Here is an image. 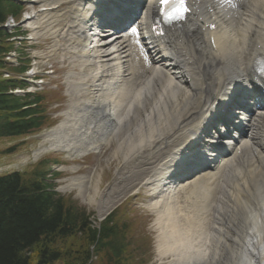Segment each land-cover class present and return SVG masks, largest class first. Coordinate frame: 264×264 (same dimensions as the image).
Masks as SVG:
<instances>
[{
    "label": "bare ground",
    "instance_id": "6f19581e",
    "mask_svg": "<svg viewBox=\"0 0 264 264\" xmlns=\"http://www.w3.org/2000/svg\"><path fill=\"white\" fill-rule=\"evenodd\" d=\"M38 1L42 3L41 10L45 12L49 8H56L58 3L65 0ZM75 2L72 6L83 5V3L77 5ZM214 3V9H203L200 16L205 20L217 21L218 27L215 30L197 27L195 30L207 57L206 60L202 59L201 63L204 68L221 66V64L229 65L235 73H238L242 65L237 64L236 60L244 56L247 61L262 38L260 35L264 32V0H214ZM209 5L212 6V3ZM45 17L47 15L43 18ZM87 30L85 26L80 27L79 36L70 37L75 43L69 45L67 39V45H62L66 54L75 53V56L71 57L74 61L70 62L80 68L79 72L70 73L67 78L71 92L78 95V99L70 98L68 108L64 111L65 118L57 126L38 136L40 141L32 149L33 156L37 157L50 150H64L70 154L69 156L78 155L97 150L103 143L107 145L114 141L115 148L112 151L114 157L125 154L127 150L140 151L142 148L152 147L164 136L170 135L166 141L171 142L173 133L171 131L164 133V126L157 123L156 119L165 112L179 117L180 111L182 112L180 106L184 103L188 106L193 101L191 88L188 86L180 88V84L175 82L168 69L165 71L172 77V81L162 80L164 71L159 68L145 81L146 84L143 86L146 87L139 89L141 93L138 89L134 91L142 94L143 101L145 100L143 96L150 97L151 102L146 112L144 110L143 113V102L135 104L137 107H134V110L138 111V115L135 111L132 114L123 113L124 110L120 112V105L130 98L128 94L120 98L119 79H115V75L119 74L120 54L119 52L115 54L118 50L110 46L106 37L96 43L97 47L94 50L89 46L81 50L82 44H88ZM172 30L169 29L168 34H171ZM52 34L57 36L55 30ZM79 39L83 40L81 44H78ZM83 53L88 54L86 61L78 58ZM220 53L222 55L219 58ZM150 55L154 57L156 63L161 62L159 57ZM209 56H214L216 60H209ZM87 61L91 62L89 67L85 64ZM168 103L171 106L175 105L176 108L168 107ZM261 123L264 124V116L258 123V129ZM184 129L185 126L181 125L175 130ZM258 137H262L260 132L254 135L255 139ZM256 142L260 144L259 139ZM207 146L208 144H205L204 149H207ZM171 150L172 147L167 148V155L160 160L167 158ZM247 163L251 164L250 161ZM147 164L152 162L143 163L140 167ZM169 165L173 164L169 163ZM247 178L244 174H237L229 183L231 191L228 195L223 194L215 205L212 224L208 223L209 210H207L201 221L202 225L194 227L197 230L190 235H186L185 229L177 222L170 225L173 230L167 229L170 220L168 218L163 220L161 218L163 212L157 209L159 214L157 222L160 224L162 221L163 238L158 243L156 252L159 256L167 254L171 256L170 261L165 264H264V190L260 191L252 202L249 195L250 188L245 185V189L243 186ZM161 179L165 180L153 184L152 190L154 192L159 190L162 196L166 194L168 196L175 187L171 185V179L166 177ZM97 182L98 180L91 183L82 177L68 176L64 179L65 184L61 188H76L77 194L81 196L82 189H86L87 183H90L93 193L86 194L87 198L92 200ZM256 182L264 189V178L262 182L259 180ZM203 187L207 190H215L212 181ZM203 193L206 195V192ZM160 203L163 202L157 199L153 205L156 208ZM253 203L257 206L255 207ZM165 205L168 206L167 203Z\"/></svg>",
    "mask_w": 264,
    "mask_h": 264
},
{
    "label": "trees",
    "instance_id": "16d2710c",
    "mask_svg": "<svg viewBox=\"0 0 264 264\" xmlns=\"http://www.w3.org/2000/svg\"><path fill=\"white\" fill-rule=\"evenodd\" d=\"M3 3L0 0V8ZM7 107H12L11 101L0 96V110ZM36 126L34 120L8 123L0 115V135ZM43 174L41 163L25 178L19 173L0 176V264H95L92 257L105 249L113 228H92L82 210L47 190ZM112 256L118 255H108V262L98 256V262L113 264ZM120 264L137 262L132 257Z\"/></svg>",
    "mask_w": 264,
    "mask_h": 264
},
{
    "label": "rangeland",
    "instance_id": "374dc122",
    "mask_svg": "<svg viewBox=\"0 0 264 264\" xmlns=\"http://www.w3.org/2000/svg\"><path fill=\"white\" fill-rule=\"evenodd\" d=\"M63 76V72L59 74V77ZM67 103V102H66ZM66 105V104H65ZM64 106H62L61 109H63ZM49 107V113L53 116H56V111L53 113L50 111ZM60 112V111H59ZM37 139L33 136L26 137L25 136H7V137H1L0 138V174L11 171L14 169L24 168L28 164H31L32 162L36 161L30 158V151L36 146ZM115 148V144L111 143V145H107L106 149L107 152L104 154V156L100 157L97 156L96 159H93V164L95 167V170L91 173L93 176L97 175L102 169L104 170L103 174V180L102 184L100 186V196L103 194L102 202L104 204L103 208L98 211V216H102L106 214L112 207L115 206V204L112 202L109 195L112 193V195H116L118 192L120 194L115 196V200L118 199V201L124 199V194L128 192L129 187L126 189H122L120 183H115L113 186H111V193L107 194V190L104 191L106 187H103L104 182L108 179H113L115 177V171L114 167L116 164L121 160V156L119 157H111V152ZM10 150V151H7ZM28 157V160H27ZM110 158V159H109ZM80 164V162H76L75 165ZM55 169H57V166H54ZM32 171V167L30 166L28 169V172L30 173ZM86 171L80 172V174H88ZM120 171V175H121ZM62 176H64L62 174ZM62 178V177H60ZM60 178L55 179L58 181ZM58 183V186H60V183ZM118 186H120V191ZM198 188H188L185 192H179L177 197L174 198L171 202H169L168 206H162L160 208V212L162 211L163 214H161V218L164 220V218H168L169 224H172L173 222H177L181 227L185 229L186 235H190L194 231L197 230V228H194L198 225H202V219H203V212L201 211V206L198 204L199 196L193 193L192 191H197ZM104 191V192H103ZM107 194V195H106ZM148 192H144V200L149 203L155 198H151L146 196ZM107 196L108 199L105 200V197ZM84 202V201H83ZM82 202V203H83ZM132 204L135 205V203L132 202ZM88 208L93 209L96 206L94 204H87ZM136 206V205H135ZM130 207V206H129ZM139 219V225H138V231H140V234L149 233V236L151 237L150 240H148V244L150 246L149 249H151L150 252V259L148 258L149 262L146 264H161L166 262L171 256H163L159 257L156 253V246L158 244V239L162 240L163 234H161V228L159 227V222H157V218H159L158 212L155 213L154 210L151 208V206H148L146 210V214H139L135 212V215ZM156 219V221H155ZM162 223V221H161ZM160 223V225H161ZM165 223V221H164ZM146 226V228H145ZM165 226V225H164ZM169 229V228H167ZM166 229V230H167ZM192 230V231H191ZM165 237V235H164ZM153 251V256H152ZM147 256V255H146ZM95 264H102L101 262H98V259L96 260ZM145 264V263H144Z\"/></svg>",
    "mask_w": 264,
    "mask_h": 264
},
{
    "label": "snow or ice",
    "instance_id": "6c2138e0",
    "mask_svg": "<svg viewBox=\"0 0 264 264\" xmlns=\"http://www.w3.org/2000/svg\"><path fill=\"white\" fill-rule=\"evenodd\" d=\"M161 3L164 5L172 4V10L166 13L169 19L181 18L183 12L187 11L185 0H161Z\"/></svg>",
    "mask_w": 264,
    "mask_h": 264
}]
</instances>
